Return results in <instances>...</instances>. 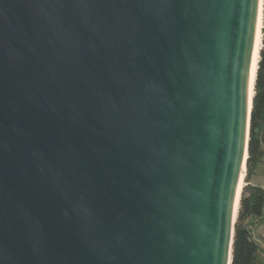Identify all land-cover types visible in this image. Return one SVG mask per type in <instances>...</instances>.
Returning <instances> with one entry per match:
<instances>
[{"label": "water", "instance_id": "1", "mask_svg": "<svg viewBox=\"0 0 264 264\" xmlns=\"http://www.w3.org/2000/svg\"><path fill=\"white\" fill-rule=\"evenodd\" d=\"M260 6L0 0V264H231Z\"/></svg>", "mask_w": 264, "mask_h": 264}, {"label": "trees", "instance_id": "2", "mask_svg": "<svg viewBox=\"0 0 264 264\" xmlns=\"http://www.w3.org/2000/svg\"><path fill=\"white\" fill-rule=\"evenodd\" d=\"M264 163V0L262 29L254 81L248 157L239 209L234 223L231 264H264V188L249 179Z\"/></svg>", "mask_w": 264, "mask_h": 264}, {"label": "bare ground", "instance_id": "3", "mask_svg": "<svg viewBox=\"0 0 264 264\" xmlns=\"http://www.w3.org/2000/svg\"><path fill=\"white\" fill-rule=\"evenodd\" d=\"M261 29H262V9L261 6L259 7V19L257 23V30H256V35H255V42H254V50H253V55H252V60H251V68H250V95L252 96L253 94V82L255 79L256 75V67H257V59H258V52L260 49V40H261ZM249 95V96H250ZM245 176V167L243 166V170L241 172V176L239 178V184H238V193L241 192L242 190V182ZM239 197L237 196L236 199V204H235V212L238 209V199Z\"/></svg>", "mask_w": 264, "mask_h": 264}, {"label": "crops", "instance_id": "4", "mask_svg": "<svg viewBox=\"0 0 264 264\" xmlns=\"http://www.w3.org/2000/svg\"><path fill=\"white\" fill-rule=\"evenodd\" d=\"M249 183L264 188V163L257 165L254 174L249 179Z\"/></svg>", "mask_w": 264, "mask_h": 264}, {"label": "rangeland", "instance_id": "5", "mask_svg": "<svg viewBox=\"0 0 264 264\" xmlns=\"http://www.w3.org/2000/svg\"><path fill=\"white\" fill-rule=\"evenodd\" d=\"M245 172H246V168H245ZM245 174H246V173H245ZM244 178H245V177H244ZM243 183H244V179H243V182H242V187H243V185H244Z\"/></svg>", "mask_w": 264, "mask_h": 264}]
</instances>
